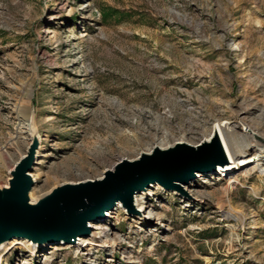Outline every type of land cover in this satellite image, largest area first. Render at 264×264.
I'll use <instances>...</instances> for the list:
<instances>
[{
    "label": "rangeland",
    "instance_id": "obj_1",
    "mask_svg": "<svg viewBox=\"0 0 264 264\" xmlns=\"http://www.w3.org/2000/svg\"><path fill=\"white\" fill-rule=\"evenodd\" d=\"M27 117L33 198L224 122L264 158V0H0V189L32 143ZM260 169L198 174L187 197L154 184L136 214L92 224L101 243L15 245L0 264H264Z\"/></svg>",
    "mask_w": 264,
    "mask_h": 264
},
{
    "label": "water",
    "instance_id": "obj_2",
    "mask_svg": "<svg viewBox=\"0 0 264 264\" xmlns=\"http://www.w3.org/2000/svg\"><path fill=\"white\" fill-rule=\"evenodd\" d=\"M37 142L27 147L9 172L7 187L0 189V249L13 239H24L36 246L75 245L78 237L90 235L91 223L105 219L118 202L127 214H136L134 195L154 184L187 197L184 186L197 174L232 169L231 163L224 160L222 144L212 134L209 142L202 141L197 146L183 142L166 149L155 146L134 161L121 160L100 181L59 186L31 204L29 193L34 181L30 172Z\"/></svg>",
    "mask_w": 264,
    "mask_h": 264
},
{
    "label": "bare ground",
    "instance_id": "obj_3",
    "mask_svg": "<svg viewBox=\"0 0 264 264\" xmlns=\"http://www.w3.org/2000/svg\"><path fill=\"white\" fill-rule=\"evenodd\" d=\"M28 109H29V104H25L24 107L21 108V111L24 113H28V115H32ZM19 130L21 132L20 134L32 132V135H31L32 136L31 137L32 142H35L38 140L37 136H36V132H35V127H34V124L31 120V118L27 117L24 120V122L20 124ZM213 134H215V136L219 139L220 143L222 144V150H223V156H224L225 162L231 163V165L230 164L229 165L232 167V169L229 171H221L220 168H218V170L221 171L220 175L228 176L231 173H235L238 170H241V169H243V168H245L251 164H254L255 167H257V166L259 167L261 165V162L264 160L263 156L259 155L261 152H258L259 154H255L253 156L248 154V149L250 147L249 140L254 139V137H255V134L252 131H249L246 136H242L240 138H233V135H232L233 132L229 126V123L224 122V123H219L217 125V127L215 126ZM231 138H233L232 142H230ZM209 141H210V138L208 140H205V142H209ZM168 147H170V146H168ZM166 148H161V149H166ZM227 150H230V151L227 152ZM229 159H231V162L228 161ZM260 172H261V174H263L264 169H260ZM30 176L33 180V175L30 174ZM197 176H198V174H197ZM100 180H102V179H97L96 181H100ZM85 182H87V181H85ZM85 182H82V183H85ZM69 184H71V183H69ZM63 185H66V184H62L59 186H63ZM5 187H7V186H5ZM31 192L32 191H30V193H29L31 204H36L39 200L43 199L44 197H46L50 194V192H48L46 194H43V195L38 196L36 198H33V193L31 194ZM138 194H142V192L136 193L134 195V197H133L134 206H135V201L137 200V202H138V198L135 200V197ZM119 205H120V207L122 206V204L120 202H118L115 207H117ZM92 224H95V223H91V225H90L91 227H92ZM76 240H77V243L75 246L77 249L89 247L95 243H101V238L97 237V236L78 237ZM15 245H22L24 247L28 246L30 253H33V246H36V245H33L30 241H27L24 239H13V240L9 241L8 243L3 244L1 246L0 254H1V252H5L7 250H10ZM102 247L107 248L108 246L104 245Z\"/></svg>",
    "mask_w": 264,
    "mask_h": 264
},
{
    "label": "trees",
    "instance_id": "obj_4",
    "mask_svg": "<svg viewBox=\"0 0 264 264\" xmlns=\"http://www.w3.org/2000/svg\"><path fill=\"white\" fill-rule=\"evenodd\" d=\"M119 14L120 12L118 10L112 8H105L104 10L100 11V15L103 20L111 19Z\"/></svg>",
    "mask_w": 264,
    "mask_h": 264
}]
</instances>
